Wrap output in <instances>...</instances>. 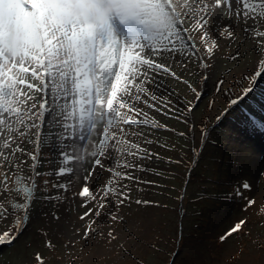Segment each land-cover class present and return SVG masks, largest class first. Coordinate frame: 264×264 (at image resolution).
I'll return each instance as SVG.
<instances>
[{"label": "snow or ice", "instance_id": "1", "mask_svg": "<svg viewBox=\"0 0 264 264\" xmlns=\"http://www.w3.org/2000/svg\"><path fill=\"white\" fill-rule=\"evenodd\" d=\"M9 3L8 28L22 35L0 44V246L28 236L35 248L39 240L37 264H45V252L53 254L48 264H92L99 256H108L107 264H159L164 252L137 230L136 221L161 206L144 189L163 188L169 168L161 165L196 162L218 102L227 107L213 117L216 124L249 94L264 102V30H257L264 0H124L127 7L100 28L76 22L95 9L61 11L57 0ZM241 34L255 41L251 48ZM233 44L221 69L218 53ZM243 80L251 84L234 97ZM245 191H254L249 179L226 196L243 200L246 212L256 209L253 216L264 214V191ZM69 211L87 222L73 223L71 235ZM260 226L240 218L220 240Z\"/></svg>", "mask_w": 264, "mask_h": 264}, {"label": "rangeland", "instance_id": "2", "mask_svg": "<svg viewBox=\"0 0 264 264\" xmlns=\"http://www.w3.org/2000/svg\"><path fill=\"white\" fill-rule=\"evenodd\" d=\"M57 2L61 11H70L76 6L92 3L93 0H57ZM115 2L120 3L124 0H115ZM134 2L148 4L150 0H134ZM10 6L9 0H0V44L13 33L18 37L22 35L19 28L13 30L8 28L7 16ZM220 18H225L223 13ZM185 26L189 27L190 22H186ZM257 30H264V22ZM192 37L194 42H198L196 33H192ZM242 38L247 48H251L255 43L251 37L242 36ZM236 47L237 44H233L231 48L225 46L223 51L218 53L221 69L228 66L226 57ZM213 79L208 80V88H211ZM196 80L199 81V77H196ZM250 84V80L237 83L234 97L241 95L242 90L248 88ZM259 85H264V79L259 81ZM204 90L205 88L201 87V91ZM39 95L37 93V98ZM256 97L257 93H253L243 98L242 102L232 107L216 124L213 117L221 108L227 107V104L218 102L217 112L209 114L211 137L206 145L197 144L202 151L195 158L196 162L191 164V167L161 165L169 168L167 178L159 181L163 188L144 189L145 198L157 201L161 206L149 208L147 213L136 221L139 225L137 230L146 231L148 242L155 244L164 252L159 264H172V261L174 264H237L242 257L244 264H264V247L259 246L264 240V236H261V233H264V221H260V216L264 214L257 213L253 216L256 209L246 212L243 200L235 195L231 198L226 196L233 193L245 179L251 180L254 184V191H245V196H259L264 191V180L259 179V174L264 172V158L256 153V144L253 143L252 136H247L244 132L245 129L254 128V118L245 115V112L246 110L250 114L254 112V105L258 101ZM189 98L191 99V96ZM209 98L205 97L204 101L200 102L198 111L204 110ZM245 124L246 127L243 129L241 126ZM184 159L191 161V153ZM52 191L54 193L56 190ZM19 198L22 200V195ZM75 204L78 208V198ZM78 210L83 211V209ZM249 217L259 221L262 226L252 231L251 235L246 228L243 232L232 235L226 242L220 240V236L238 219H249ZM66 219L69 224V235L74 231L73 223L81 228L87 226V222L78 221L77 211H69ZM251 222L250 220L249 226ZM32 243V237L26 236L12 248L0 246V264H37L34 259L35 252L43 249V245L37 240L33 248ZM52 256V253L45 252V264H48ZM148 257L152 258L153 253H149ZM108 259V256H99L93 259L92 264H107Z\"/></svg>", "mask_w": 264, "mask_h": 264}, {"label": "clouds", "instance_id": "3", "mask_svg": "<svg viewBox=\"0 0 264 264\" xmlns=\"http://www.w3.org/2000/svg\"><path fill=\"white\" fill-rule=\"evenodd\" d=\"M126 5L115 2V0H93L92 3L76 6L79 10L95 9L97 14L94 16L77 17L76 22L87 23L96 28L102 27L110 16L117 13L118 10H123Z\"/></svg>", "mask_w": 264, "mask_h": 264}, {"label": "trees", "instance_id": "4", "mask_svg": "<svg viewBox=\"0 0 264 264\" xmlns=\"http://www.w3.org/2000/svg\"><path fill=\"white\" fill-rule=\"evenodd\" d=\"M254 106L255 110L252 114H250L248 110H246L245 112V115L254 118V128L245 129L244 132L247 136H252L251 138H253L254 140L253 143L256 144V153H258L261 158H264V102L258 100ZM241 127H243L244 129L246 127V124ZM50 158L55 159L56 157L52 156Z\"/></svg>", "mask_w": 264, "mask_h": 264}]
</instances>
